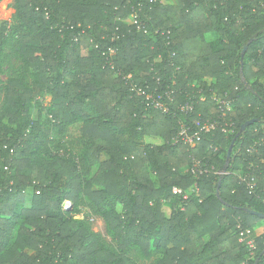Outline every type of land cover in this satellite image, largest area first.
Instances as JSON below:
<instances>
[{
  "label": "trees",
  "instance_id": "1",
  "mask_svg": "<svg viewBox=\"0 0 264 264\" xmlns=\"http://www.w3.org/2000/svg\"><path fill=\"white\" fill-rule=\"evenodd\" d=\"M15 16L12 32L0 25V70L7 50L22 62L0 86V264H138L135 253L160 254L155 264H264V232L252 258L238 235L239 223H264V0H15ZM129 74L148 91L176 88L174 110L202 87L203 118L218 113L210 90L228 91L235 132L174 143L183 114L148 107ZM42 94L52 97L46 120L31 113ZM70 126L79 155L51 147L53 128ZM197 160L226 172L197 179L187 170ZM83 197L112 245L65 211Z\"/></svg>",
  "mask_w": 264,
  "mask_h": 264
},
{
  "label": "built area",
  "instance_id": "2",
  "mask_svg": "<svg viewBox=\"0 0 264 264\" xmlns=\"http://www.w3.org/2000/svg\"><path fill=\"white\" fill-rule=\"evenodd\" d=\"M113 53V51H111ZM108 63L111 67H114L112 59H109ZM130 84L132 91H135L138 95L143 97V101L148 107H153L162 111L163 113H173L177 114L179 110L183 116L179 118V129L177 134L173 137L174 143L186 146L188 148L196 147L200 142H202L204 135L213 133L215 131H222L226 134H233L235 132L236 126L233 119L229 116L230 112L233 111L234 97L228 91L222 94L210 90V98L215 102L218 109L216 117L203 118L201 116H195V104L197 102H205L208 98L206 92L202 87L197 91V95L189 94L187 100L184 103H180L177 110H174L172 104L176 100V88L167 85L165 88L155 87L152 90H146L142 87L137 86L136 83L131 81L132 74L125 77ZM157 83L160 84V78L157 79ZM173 85L177 86V80L174 76ZM195 86V84H193ZM163 89V90H162ZM190 171L197 179L207 173H214L216 175H222L226 171L217 170L214 166H207L197 160L190 168ZM241 180L248 185L250 191L256 187V182L254 177H249L248 175H241ZM191 190L195 193H199V184L196 181L191 187ZM172 191L176 195H180L184 200H188L189 194L183 188L179 186H173ZM71 206V205H70ZM254 231L250 228L243 227L241 223L238 224V235L241 242H243L248 250L250 258L254 257L256 250L255 235Z\"/></svg>",
  "mask_w": 264,
  "mask_h": 264
},
{
  "label": "rangeland",
  "instance_id": "3",
  "mask_svg": "<svg viewBox=\"0 0 264 264\" xmlns=\"http://www.w3.org/2000/svg\"><path fill=\"white\" fill-rule=\"evenodd\" d=\"M17 24V19L15 16V0H0V25H4L8 32H12ZM212 40L216 37L211 36ZM22 62L21 60L14 56L10 50H7V58L2 62V68L0 70V86H4L9 82L11 77L17 75L20 71ZM3 93H0V107L2 106ZM52 97L50 94H42L37 98L35 105L31 108V113L34 119L46 120L49 114V109L51 108ZM264 127V125H263ZM52 143L51 147L56 145H61L60 153H72L73 155H79L83 152L84 146L80 141L79 129L75 126L67 127L66 129L53 128L52 130ZM147 142L160 143L162 141L161 137L157 138H145ZM106 154L102 155V159H106ZM97 169V166L93 167V171ZM152 177L155 183H158V179L155 174L152 173ZM31 190V189H30ZM72 205L71 201H66L64 203L65 211H70L75 218L84 221L90 229L97 234L105 243L113 244L112 236L110 235L107 223L105 219L98 213L89 203V200L85 197L78 201L76 210H70ZM118 208L121 205L118 204ZM166 215H170L172 211L171 204L166 202L163 206ZM255 235H260L264 232V223L254 225ZM138 264H155L157 258L160 254H156L150 259L143 257L141 254L135 253L131 254Z\"/></svg>",
  "mask_w": 264,
  "mask_h": 264
},
{
  "label": "water",
  "instance_id": "4",
  "mask_svg": "<svg viewBox=\"0 0 264 264\" xmlns=\"http://www.w3.org/2000/svg\"><path fill=\"white\" fill-rule=\"evenodd\" d=\"M246 50H247V47L244 48V50H243V52H242V56L245 55ZM259 120H260V119H252V120L247 121V122L243 125L242 129H245L247 126H249V125H251V124H253V123H255V122H259ZM232 148H233V144H232V145L230 146V148H229V151H228V154H229V155L231 154ZM261 216H264V215L262 214Z\"/></svg>",
  "mask_w": 264,
  "mask_h": 264
}]
</instances>
